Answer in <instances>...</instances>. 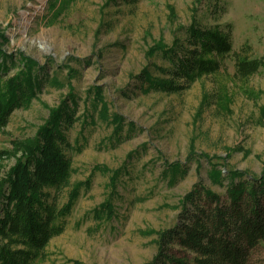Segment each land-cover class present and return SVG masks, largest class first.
<instances>
[{
  "label": "rangeland",
  "instance_id": "374dc122",
  "mask_svg": "<svg viewBox=\"0 0 264 264\" xmlns=\"http://www.w3.org/2000/svg\"><path fill=\"white\" fill-rule=\"evenodd\" d=\"M193 15L204 25L227 29L235 49L245 46L248 55L264 59V0H0L6 75L23 68L22 55L43 66L41 91L28 106L15 108L0 129V178L50 109L65 99L70 104L71 89L76 119L67 135L81 149L70 152V181L90 177L63 232L34 264H144L156 252V231L176 224L185 192L198 184L224 192L210 180L207 158L223 168H264V65L239 78L226 57L216 73L196 78L183 91L134 88L145 67L157 74L153 64H167L153 49L170 45ZM93 86L102 90L108 113L120 114L125 129L134 125L130 131L116 136L115 124L97 117L83 124ZM174 162L184 172L171 181L165 167ZM115 173L121 182L113 186ZM113 190L119 195L115 215L95 220L92 210ZM248 264H264V242Z\"/></svg>",
  "mask_w": 264,
  "mask_h": 264
},
{
  "label": "trees",
  "instance_id": "16d2710c",
  "mask_svg": "<svg viewBox=\"0 0 264 264\" xmlns=\"http://www.w3.org/2000/svg\"><path fill=\"white\" fill-rule=\"evenodd\" d=\"M177 31L180 34H174L170 45L153 49L167 64L154 63L157 74L145 67L134 88L142 93L183 91L196 78L216 73L226 57L233 61V73L239 78L253 75L264 65L263 57L248 55L247 47L235 49L227 29L204 25L194 15L189 25H181ZM0 55L1 129L15 108L28 106L41 91L39 71L43 66L22 55L23 68L7 76L8 55L1 49ZM71 90L67 95L70 104L65 99L50 109L35 133L26 139L16 163L0 178V264H34L44 257L46 245L63 232L64 219L81 191L89 187L90 177L70 181V152L81 149L67 135L76 119V96ZM88 90L87 98L93 101L82 114L83 124L87 118L95 122L96 117L111 122L115 124L116 136L133 128L132 123H127L129 129H125L117 112L108 113V103L98 86ZM127 92L134 91L124 93ZM259 118L264 120V108ZM4 154L0 150V157ZM207 162L210 180L221 185L224 192L202 184L185 192L179 201L176 224L156 231V252L144 264H248L253 249L264 242V168L254 173L223 168L208 158ZM180 171L184 169L179 162L165 167V172L172 175L171 181ZM120 177L121 173L113 175V186L121 182ZM65 189L66 199L58 203ZM115 197L119 195L113 190L92 210L95 220H108L115 215Z\"/></svg>",
  "mask_w": 264,
  "mask_h": 264
}]
</instances>
